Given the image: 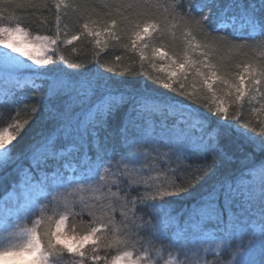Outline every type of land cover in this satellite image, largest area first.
Segmentation results:
<instances>
[{"label": "snow or ice", "instance_id": "snow-or-ice-1", "mask_svg": "<svg viewBox=\"0 0 264 264\" xmlns=\"http://www.w3.org/2000/svg\"><path fill=\"white\" fill-rule=\"evenodd\" d=\"M173 29L183 54L147 56ZM85 37L91 60L50 54ZM117 46L139 63L112 66L101 53ZM0 84V121L28 113L0 127V262L264 264V121L226 106L264 100V0H0ZM53 205L58 219L34 218Z\"/></svg>", "mask_w": 264, "mask_h": 264}, {"label": "trees", "instance_id": "trees-1", "mask_svg": "<svg viewBox=\"0 0 264 264\" xmlns=\"http://www.w3.org/2000/svg\"><path fill=\"white\" fill-rule=\"evenodd\" d=\"M82 2H85V0H82ZM5 9H6V14L8 12L13 11V9L7 8V6H5ZM15 14L16 15H23V13L19 10H16ZM40 18L44 19L43 16H41ZM79 30L80 29H75V31H79ZM26 31H29L30 33H32L34 35H50V36L55 35L54 26H50V30H45L44 28L40 27L36 23H33L31 25V27L26 28ZM71 31L72 30H70V34L67 38H65L62 34L61 40L69 39L70 35H71ZM185 31H187V29H185ZM149 39H151V37H149ZM183 39L184 38H183L180 30L179 29H173L164 39L157 38L156 40L152 41V43L149 45V47L146 50V55L151 57L152 56L151 55L152 48L157 47V46H161V45L163 46V50L169 52V54H171V52L175 51L178 55H182L184 48L186 47V45H184V43H183ZM95 40H96L95 37H85L82 40L73 41V43L71 45H69L67 43H61L59 45L58 50L56 52H53L51 55H53L54 58H56V59H58L60 55H63L65 57V59L70 60V61H88V60H91L93 58V52L99 51V49L96 48V46H95ZM104 40H105V38L102 39L101 41L103 42ZM108 43H109V45H112L113 41L109 40ZM128 43L130 44V41H128ZM197 43H199V42H197ZM113 50L115 51V54L122 56L121 61H115L114 56H109V52H111ZM259 54H260L259 52L255 53V55L257 57L259 56ZM101 55L106 57L107 59L111 60L112 66L119 65L120 70H122V68L130 62V57H132V56H135L137 63H139V56L136 55L134 52H125V50L123 49L122 46H117V47H115V49H113V48L105 49V51L103 53H101ZM213 55L217 61L222 60L227 66L231 67L234 75L239 74L244 69L243 61L245 60L246 57L243 55L237 56L235 53L230 52L227 49L219 50L218 52L214 53ZM249 55H251V53H249ZM190 58H192V59H203L204 57L201 55V49L196 48V49L190 50ZM161 61H162V59H157V58L154 60V63L157 66L156 74L164 76L165 75L164 72H159V68H160L159 62L161 63ZM238 63H239V67L236 66ZM145 66L149 72L153 71V69L151 68L150 65L146 64ZM135 79L144 80L145 78L143 76H137V77H135ZM191 79H192V77L190 76L189 80H191ZM152 86L156 87V85H152ZM213 86H214V88L223 87V85H219L218 81L214 82ZM0 87L8 88V87H11V85L0 84ZM161 91H164V90L161 89ZM262 91H264V90H262ZM219 95H221V94L218 93V96ZM206 97H207V99L205 101H203L202 103H208L209 105H211L212 104V94L206 93ZM177 98L180 99V97H177ZM216 102L218 103L219 100H217ZM262 102H264V100H260V97L257 96V99L251 101V103H250L249 98L246 94V96L241 100L239 105L235 102V99L233 96V97H230L228 99L226 106H227L230 114L235 115L237 113V109L239 108V109H241L244 117L251 119L254 124H258L259 121H264V112H253L252 109L253 108L258 109L260 107V103H262ZM185 103H187V101H185ZM200 110L205 111L206 109L201 107ZM3 111L6 114V118L3 121H0V127L7 126L8 123H11L12 122L11 116H16V118L19 119L20 121H23L24 119L28 118V113L24 110H21L18 115L15 112H12V110L10 108H7V107L5 109H3ZM9 113H11V115H8ZM21 135H24V133H21ZM29 135H30V133H29ZM25 139H27V137H25ZM153 175H156V174L153 173ZM0 195H3V194H0ZM54 214H55V211H51V208H50L47 210V212L46 211L45 212H37V214L34 218L39 219L41 216H44V217L52 216L54 218ZM84 219H85V222L88 221L87 217H85ZM79 220H80V218L77 217L76 223L74 224L72 219L70 218L66 222L67 227L72 231L78 232L80 230V227H81ZM29 225H31V223H29L28 226ZM38 230H40V229H38ZM110 251H111V254H115L114 250H110ZM102 255H103V253H102ZM102 263L103 262L101 261L100 264H102Z\"/></svg>", "mask_w": 264, "mask_h": 264}, {"label": "rangeland", "instance_id": "rangeland-1", "mask_svg": "<svg viewBox=\"0 0 264 264\" xmlns=\"http://www.w3.org/2000/svg\"><path fill=\"white\" fill-rule=\"evenodd\" d=\"M30 36H31V37H35V36H37V35H34V34L30 33ZM149 37H150V36H146L144 39H145V40H148ZM104 38H105L104 36L99 37L100 40H102V39H104ZM141 43H142V42H141ZM25 50H31V49H30V48H27V46H25ZM50 54H52V53H50ZM151 55H152V52H151ZM157 59H161V58L157 57ZM163 62H164V63H163ZM159 65H160V67H166V61H165V60L163 61V59H162L161 63L159 62ZM50 208H51V211H55V212H56V207H55L54 205H53V206H50ZM50 208H48V209H50ZM37 212H45V211H41V210L38 209ZM46 212H47V211H46ZM54 219H58V216H56L55 214H54ZM31 226H32V224L29 225V227H31ZM65 231H72V230H70V229L67 227V224H65ZM0 264H3V262H0ZM102 264H103V263H102Z\"/></svg>", "mask_w": 264, "mask_h": 264}]
</instances>
